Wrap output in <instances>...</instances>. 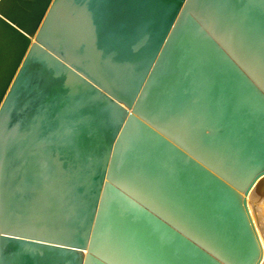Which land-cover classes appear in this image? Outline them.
<instances>
[{
	"label": "water",
	"instance_id": "1",
	"mask_svg": "<svg viewBox=\"0 0 264 264\" xmlns=\"http://www.w3.org/2000/svg\"><path fill=\"white\" fill-rule=\"evenodd\" d=\"M264 0H0V264H258Z\"/></svg>",
	"mask_w": 264,
	"mask_h": 264
},
{
	"label": "bare ground",
	"instance_id": "2",
	"mask_svg": "<svg viewBox=\"0 0 264 264\" xmlns=\"http://www.w3.org/2000/svg\"><path fill=\"white\" fill-rule=\"evenodd\" d=\"M263 195H264V174L256 180V182L252 185L251 189L249 190L248 194L246 195L248 211L250 213V217H251L252 223L254 225V228H255L256 234L258 236L259 243H260V247H261V257H260L258 264H264V243L262 242L263 241L262 237H260V234H258V230H257L256 223H255L256 218L254 219V216H252L250 206L248 203V197L251 196L256 200V199L262 197ZM256 216H257V214H256Z\"/></svg>",
	"mask_w": 264,
	"mask_h": 264
},
{
	"label": "rangeland",
	"instance_id": "3",
	"mask_svg": "<svg viewBox=\"0 0 264 264\" xmlns=\"http://www.w3.org/2000/svg\"><path fill=\"white\" fill-rule=\"evenodd\" d=\"M248 203L252 216H254L258 234L262 237V242L264 243V195L258 199L253 197H248ZM257 214V216H256Z\"/></svg>",
	"mask_w": 264,
	"mask_h": 264
}]
</instances>
